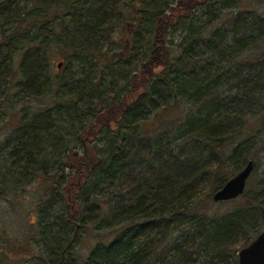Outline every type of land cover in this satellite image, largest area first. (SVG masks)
<instances>
[{"label":"trees","instance_id":"obj_1","mask_svg":"<svg viewBox=\"0 0 264 264\" xmlns=\"http://www.w3.org/2000/svg\"><path fill=\"white\" fill-rule=\"evenodd\" d=\"M125 3L0 0V95L17 65L24 96L55 100L22 112L12 164L22 173L70 169L61 188L51 181L37 209L45 260L237 264L241 248L264 230V172L236 199L213 197L248 161L257 170L264 152V0L258 9L239 0H133L152 33L125 42L129 54L116 60L129 67L119 72L124 94L103 87L92 94L85 72L111 51ZM178 21L187 29L173 44L167 32ZM57 52L66 75L52 73ZM77 146L83 152L69 165L66 153ZM209 202L233 206L200 208ZM86 235L97 243L83 257Z\"/></svg>","mask_w":264,"mask_h":264},{"label":"rangeland","instance_id":"obj_2","mask_svg":"<svg viewBox=\"0 0 264 264\" xmlns=\"http://www.w3.org/2000/svg\"><path fill=\"white\" fill-rule=\"evenodd\" d=\"M132 1L133 0H126L125 5L121 7V9H123V16L121 18V23L117 25L112 34L111 38L114 44L111 51L106 53V58L99 63L98 67H93L90 72L85 68L87 71V73L85 72V77H93L91 78L92 80L90 79L92 94H95L96 90L97 93H99L102 87L105 92L108 91L107 93L110 94H124L123 90L127 79L123 82V76H121L119 72L120 70L123 71V69L126 71L129 67L124 63L121 64L124 68L119 67L120 65L116 64V60H118L119 57H124L129 54L125 51V42L131 44V40L134 36L152 33V30L147 26V22H145V18H143L142 24H140L141 22L139 23L140 13H136L135 9L130 7L131 4L133 6ZM176 1L177 0H173V3ZM239 1L249 7L254 6L257 9L259 5L261 6V4L258 3L259 0ZM198 12L199 10H197V14ZM175 24L172 25V28H169L166 39L173 44H177L181 40L180 38L185 34V30L187 29L183 21H178ZM147 48L149 47L146 46L145 50ZM113 54L115 57L111 59ZM60 61H63V58L61 54L57 52L55 57L50 61L52 73L66 75L67 69L65 65L62 64L61 68L57 66ZM81 67L79 69L76 68V79L81 78ZM15 69H17V71L12 81L2 86V93L0 95V244L6 248L8 264H47V260L45 259H48L50 255H48V252L44 248V244L41 242L39 243L37 240L40 236V227L37 222V209L44 201L43 199L45 198L48 185L51 181H57V186L61 188L65 185L63 172L67 173L70 169L65 168L63 171L62 169H57V166H50L47 171L40 168L39 170H34V172L22 173L14 168L12 164L13 158L10 155V150L14 147L15 141L13 135L14 127L20 122L24 112L27 111L29 114L37 113L47 110L55 104V100L51 93L36 99L28 98L26 95L24 96V94L19 91L18 87L21 76L17 65H15ZM72 89V97L79 95L80 88L76 87ZM85 104H88V101H86ZM62 118L61 120H63ZM84 121L87 123L90 122L88 119ZM70 128L71 127H69V129ZM76 139L78 140L77 135H71V141H75ZM68 140L70 141V137ZM47 147H45L46 151ZM51 150V152L55 151L54 148H51ZM75 151H78L79 155V153L83 152V149H81V146H77L66 153V155L70 154L69 157L66 158L69 165H72L75 161V155L71 156ZM48 153L45 152L43 156ZM53 157H56V155L54 154ZM258 157L259 166L257 170L254 169L250 176L251 178L249 177L251 180H258L264 172V152L259 153ZM30 175L32 176L29 177ZM54 199V205L59 209L63 204L61 203L62 200L58 195ZM202 205L203 206L200 208L205 209V211L208 210L209 212H217L218 210L224 212L228 211L230 207L233 206V204L229 202L217 204L209 202L207 205ZM96 243L97 240L93 235H86L82 238L81 244H79L78 253L83 257L86 256L87 252ZM33 255H45L46 258H33L28 262L25 260L27 258H32Z\"/></svg>","mask_w":264,"mask_h":264},{"label":"water","instance_id":"obj_3","mask_svg":"<svg viewBox=\"0 0 264 264\" xmlns=\"http://www.w3.org/2000/svg\"><path fill=\"white\" fill-rule=\"evenodd\" d=\"M61 68V63L58 64ZM78 155V151L74 152ZM253 160L248 163L236 175L227 179L226 184L217 190L213 200L215 202L236 199L245 192L249 177L254 171ZM237 264H264V230L259 233L248 245L238 252Z\"/></svg>","mask_w":264,"mask_h":264},{"label":"flooded vegetation","instance_id":"obj_4","mask_svg":"<svg viewBox=\"0 0 264 264\" xmlns=\"http://www.w3.org/2000/svg\"><path fill=\"white\" fill-rule=\"evenodd\" d=\"M15 127H14V129H15ZM27 259H32V258H27ZM0 264H8V260L6 257V248L4 246H2L1 244H0Z\"/></svg>","mask_w":264,"mask_h":264}]
</instances>
